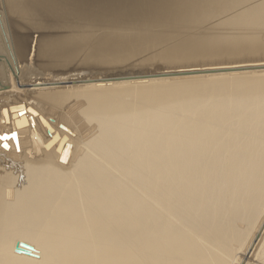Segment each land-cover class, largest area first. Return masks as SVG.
<instances>
[{"label":"bare ground","instance_id":"1","mask_svg":"<svg viewBox=\"0 0 264 264\" xmlns=\"http://www.w3.org/2000/svg\"><path fill=\"white\" fill-rule=\"evenodd\" d=\"M7 4L0 264H264V0H175L159 49L89 0Z\"/></svg>","mask_w":264,"mask_h":264},{"label":"rangeland","instance_id":"2","mask_svg":"<svg viewBox=\"0 0 264 264\" xmlns=\"http://www.w3.org/2000/svg\"><path fill=\"white\" fill-rule=\"evenodd\" d=\"M8 1V2H7ZM11 0H0V16H2L3 14V17H0V19H2V21L0 22V25L2 24H7L8 23V19L10 18V20L12 19H15L13 18L14 16L10 13V10H9V3ZM104 1V2H103ZM157 1V2H156ZM89 2L93 5V6H102V7H106L108 10L112 11L113 13V16H115L116 18H114V20H111L110 21V24H105V28H101L99 30H96L95 32L96 33H102L103 31H112L116 34H125L127 33L128 36L130 37H137L139 36V34H148V33H162L165 35H167V38L165 40H163L161 43H159L157 46H156V49H159V48H162L163 46H168L170 44L173 43V39L172 38V35L171 33L169 32H166V28L167 27L165 25V23L162 21V19H152V16L153 15H158L160 13H165L167 11V8L175 2V0H89ZM94 2V3H93ZM101 2V3H100ZM131 3V4H130ZM166 3V4H165ZM165 4V5H164ZM143 6V7H142ZM134 9V10H133ZM9 11V12H8ZM7 13V14H6ZM10 13V14H9ZM122 13V14H121ZM2 14V15H1ZM10 15V16H9ZM6 17V18H4ZM8 17V18H7ZM12 17V18H11ZM56 18V19H55ZM58 17H54L52 18V16L49 18L50 19V22H53L54 21L56 22L55 25H57V22H61V21H66L67 19H57ZM6 19V20H4ZM60 20V21H59ZM153 20V21H152ZM7 23H5V22ZM133 21V22H132ZM133 23V24H132ZM155 25V26H154ZM153 26V27H152ZM165 26V27H164ZM57 26V28L54 30H51L52 33L54 34H57L59 32H62V29ZM116 27V28H115ZM144 28V29H143ZM191 27H189L190 29ZM105 29V30H104ZM113 29V30H112ZM115 29V30H114ZM154 29V30H153ZM165 29V30H164ZM60 30V31H58ZM85 30L87 31V29H82V31H79V32H85ZM156 30V31H155ZM192 30V32L195 31V28L194 29H190ZM154 31V32H153ZM160 31V32H159ZM189 32V31H188ZM33 33V32H32ZM34 34V35H33ZM33 34H31L30 36V41H31V38L33 37L32 39V43H31V53L35 51V47H36V44H37V40L39 39V32L36 31L34 32ZM36 34V35H35ZM38 34V35H37ZM126 34V35H127ZM36 38V39H35ZM36 41V42H35ZM35 45V46H34ZM162 47H161V46ZM34 47V48H33ZM153 48V47H151ZM155 49V50H156ZM149 50V49H148ZM154 50V49H152ZM33 54V53H32ZM121 56H125V58H128L126 57L128 55L127 51L124 50V49H121ZM32 55H30L31 57ZM130 57V56H129ZM139 58H135L133 60H128L126 63H124V65H118V66H109V67H103V68H126L127 70V67L129 66H135V65H142L144 63H139ZM22 64V63H21ZM136 68H140L139 66H136ZM171 71H173L175 68L172 66V67H169ZM169 68L167 66H164L163 69L162 67L157 69L158 72H163V71H166V69L169 70ZM102 69V68H101ZM143 69V68H141ZM146 69V68H144ZM161 69V70H160ZM173 69V70H172ZM178 69V68H176ZM157 70H155L157 72ZM169 70V71H170ZM42 70L39 69L38 72ZM80 71H82L83 73V70H75L74 72H72V74H78L75 77L77 76H81L84 77V73L82 74ZM174 71H177V70H174ZM151 73H155L154 71H150ZM40 73V72H39ZM70 75H72L71 73H69ZM68 74V75H69ZM111 74V73H110ZM40 75V74H39ZM37 75L36 77L38 78ZM67 75V74H66ZM62 76H65V75H62ZM42 77H45L43 75H41L40 78ZM81 78V77H80ZM68 82V83H67ZM66 83H64L65 85L67 84H78V83H71V80H68ZM63 84V85H64ZM82 146V144H81Z\"/></svg>","mask_w":264,"mask_h":264},{"label":"water","instance_id":"3","mask_svg":"<svg viewBox=\"0 0 264 264\" xmlns=\"http://www.w3.org/2000/svg\"><path fill=\"white\" fill-rule=\"evenodd\" d=\"M211 71H216L215 69H212ZM168 75H172L171 73L169 72H157V73H153V74H144V75H141L140 77H159V76H168ZM134 77H139V76H134ZM133 77V78H134ZM124 78H130V77H116V78H113V79H124ZM22 249V246L20 244V242H17L16 243V250L18 251H21Z\"/></svg>","mask_w":264,"mask_h":264},{"label":"snow or ice","instance_id":"4","mask_svg":"<svg viewBox=\"0 0 264 264\" xmlns=\"http://www.w3.org/2000/svg\"><path fill=\"white\" fill-rule=\"evenodd\" d=\"M9 139H13L15 140L16 139V135L15 134H12L11 136H3V137H0V140H9ZM18 146V145H17ZM4 147L5 148H8L9 145L7 143L4 144Z\"/></svg>","mask_w":264,"mask_h":264}]
</instances>
